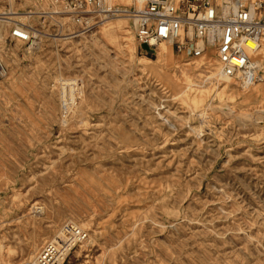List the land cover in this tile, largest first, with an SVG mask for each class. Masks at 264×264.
<instances>
[{"label": "rangeland", "instance_id": "rangeland-1", "mask_svg": "<svg viewBox=\"0 0 264 264\" xmlns=\"http://www.w3.org/2000/svg\"><path fill=\"white\" fill-rule=\"evenodd\" d=\"M38 10L30 44L0 45V264L68 219L90 238L65 264H264V80L245 102L212 50L146 52L131 16ZM60 77L81 85L66 112Z\"/></svg>", "mask_w": 264, "mask_h": 264}, {"label": "built area", "instance_id": "built-area-1", "mask_svg": "<svg viewBox=\"0 0 264 264\" xmlns=\"http://www.w3.org/2000/svg\"><path fill=\"white\" fill-rule=\"evenodd\" d=\"M54 1L62 5L61 13H67L83 29L91 27L102 16L126 13L134 20L136 40L146 52L167 41L187 61H196L206 57L214 47L224 76L235 78L244 87L258 77L255 55L264 51V0H136L137 4L128 8L111 5L108 0ZM0 3L8 12H0V20L9 19L6 17L12 12L10 1L0 0ZM50 9L56 11L54 6ZM12 21L8 34L0 37V45L3 40L31 43L34 35L30 26ZM7 72L0 55V76ZM88 237V230L67 221L60 235L42 245L34 264H60L61 261L64 264Z\"/></svg>", "mask_w": 264, "mask_h": 264}, {"label": "bare ground", "instance_id": "bare-ground-1", "mask_svg": "<svg viewBox=\"0 0 264 264\" xmlns=\"http://www.w3.org/2000/svg\"><path fill=\"white\" fill-rule=\"evenodd\" d=\"M9 1H10V4H11V10H12V12L9 13V14H11V15H9V17H6V18H9V19H1L0 20V37H5L6 34L9 32L8 30L13 25V21L12 20H16V21H21L23 23H27L30 26L31 30H32V34L33 35H38L37 32H36L37 29L35 27H33L32 24L29 22V18H32V20L35 19V16H36L35 13L41 12V11L38 10L40 8H48L49 9L51 6H54V8L58 9L57 11H54V12H63V10H61V8H62L61 6L62 5L59 3V1H54V0H25L20 5H23V7L29 5L31 9H27L26 8V10H23V11H20L19 10V8L17 7L19 5H17V3L14 2V0H9ZM132 1H133L132 2V5L133 4H137V1L136 0H132ZM4 10H5L4 9V6L1 4V10H0V12L8 14V12H6ZM115 15L116 16H118V15L130 16L129 14H126V13H124V14H115ZM115 15L102 16L103 17V21H104L102 23V25L105 24L108 21L107 18L112 17V16H115ZM69 18L73 21V19H72L71 16H69ZM61 19L63 21L64 20L66 21L68 19V17L61 18ZM73 33L74 32L71 31V32L66 33V34H63V35H69L68 37H72V34ZM78 35H80V34H77V35H74V36H78ZM134 36H135V32H134ZM135 39H136V37H135ZM2 45H5V41L4 40L2 41L1 46ZM163 45H170L171 46V44L169 42H167V41L165 42L164 41V42L158 44L157 47L158 48H162ZM30 47H32V46H30ZM209 50H212L214 52V60H213V62L215 63V67H216V71H217L218 77L221 78V79L232 80L235 83H237V85H239L243 89L241 91L243 93H247V96L245 94L243 101L246 102L248 99H250L251 97H253L255 95V93L248 94V91L253 87V85L255 83H258L262 79L264 80V51H261L260 53H257L255 55L256 56L255 57L256 58L255 61L258 64V73H259L256 81L253 82L252 84H250V86L244 87L235 78H231V77L224 76L221 73L220 64H219V62H218V60H217V58L215 56L216 49L213 47V48H210ZM160 51H161L162 55H164V56L167 55L168 52H169V50L165 51L164 48H162V50H160ZM204 58H207V56L206 57H203L201 59H204ZM78 79L79 78H76V77H60L59 79H56V81H55V87H57L60 90V93H61L60 106H61V109L63 111H65V112L69 109L70 105H72L74 102L76 103L77 97L80 94L81 85H80V82H79ZM230 87H231V85L227 84L226 86H224V89L225 88H230ZM223 108H225V107H223ZM223 111H225V110H223ZM226 112H227V110H226ZM33 208H34V213H37V214L44 213V209L45 208L43 206H41V205H34ZM67 221H71L74 224L81 226L80 224H78L74 220L68 219V220L64 221L61 224L59 232L56 233V234H54L46 242H48V241L54 239L56 236L60 235V233L62 231L63 224L65 222H67ZM89 238H90V234H89L88 239L83 244L87 243L89 241ZM45 243H43V244H45ZM41 248H42V246L38 250L36 249L37 251L35 250L36 252L34 254L30 255L29 257H27V259L23 263L34 264V262H35V260L37 258V255H38V253H39V251H40ZM61 262H60V264H62Z\"/></svg>", "mask_w": 264, "mask_h": 264}]
</instances>
